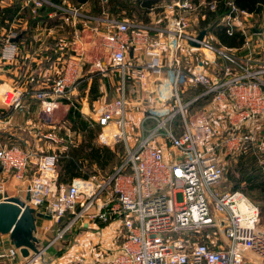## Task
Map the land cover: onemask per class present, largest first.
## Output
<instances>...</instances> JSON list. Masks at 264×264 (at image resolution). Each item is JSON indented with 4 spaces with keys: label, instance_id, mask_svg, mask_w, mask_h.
Listing matches in <instances>:
<instances>
[{
    "label": "built area",
    "instance_id": "obj_1",
    "mask_svg": "<svg viewBox=\"0 0 264 264\" xmlns=\"http://www.w3.org/2000/svg\"><path fill=\"white\" fill-rule=\"evenodd\" d=\"M62 3L73 14V26L81 18L108 55L107 62L93 64L97 75H119L117 97L88 118L100 128L98 143L116 153V165L110 173L59 182L64 152L56 148L73 145L74 133L55 125L53 112L90 80L75 54L63 74L34 95L39 103L35 135L51 149L27 143L0 147V202L12 198L6 191L9 177L24 183L27 205L58 223L68 221L67 229L121 222L122 243L109 254L91 263L82 257L64 264H264L260 206L241 191L216 190L229 159L253 142L256 123H264V68H252L250 41L257 32L264 46V24L260 30L243 27L238 17L251 15L232 6L215 29L195 30L192 22L205 21L206 10L214 11L216 4L171 0L159 4L158 16L167 23L151 36L143 23L114 18L93 23L81 7ZM46 4L55 8L51 17L63 9L50 0L26 1L34 15ZM21 22L0 30V66L16 59L13 41ZM217 29L249 38L244 64L237 50L212 44ZM202 31L206 35L198 41ZM2 110L25 111L16 86L0 89V123ZM9 239L0 235V264H37L45 251L23 257Z\"/></svg>",
    "mask_w": 264,
    "mask_h": 264
},
{
    "label": "crops",
    "instance_id": "obj_2",
    "mask_svg": "<svg viewBox=\"0 0 264 264\" xmlns=\"http://www.w3.org/2000/svg\"><path fill=\"white\" fill-rule=\"evenodd\" d=\"M26 1L27 0H0V9L8 6L13 8L16 4L21 2L20 12L13 17L11 23L13 24L16 19L18 20L21 18L22 22L17 25V28L19 30L22 29L29 31L27 32V37H23L22 33L20 34L18 32V39L13 41L17 46L16 59L10 64L0 66V89L5 86H16L22 92V103L25 106V111L22 113L13 110H2L3 123H0V147H8L11 145L25 147L27 143L34 148L41 146L42 150H49L51 149V146L47 145L46 142L40 143L35 135L37 133L36 129L39 126V103L34 95L35 92L48 86L63 74L66 65V52L64 47H66L65 39L68 37V33H70L69 36L76 41L74 48H76V54L81 56L83 60L82 72L86 73V76L90 77V80H87L88 82L84 83L80 88L72 90L70 93V99L65 100H71L77 104L80 115L87 121L88 118L92 119L95 117L94 114L99 108V101L104 97L102 96L104 93V87L102 86L103 81L105 82L109 78L102 77L99 74L97 75V71L93 67V64L100 61L99 55H101L103 59H106L105 62L109 59L107 53L99 43L92 44V41L91 44H88L90 43L88 42L90 41V38L96 40V37L92 30L83 27L81 18L78 19V25L73 26L71 23L73 21V14L65 9L66 6L63 5V3L60 4L63 9H61V12L57 13L56 16H50V13L54 12L53 10L49 12L44 19L37 20L35 18L37 15L32 13V19L30 21L29 18H27V15H22V11L27 8ZM159 2L168 3L166 0H160ZM91 7L92 4L89 3L81 7V10L83 11L82 15L92 18L91 20L93 23H96L97 20L109 18V16L106 15L94 16L90 13ZM157 17L160 16L154 12L149 15L150 21L156 20ZM250 17H253L254 19L253 15ZM256 21L263 25L264 14L258 15ZM241 36L244 35L241 34ZM244 38L245 42L249 39H246L245 36ZM52 41L55 43L51 44ZM250 41L253 59L251 61L252 68L262 69L264 68V46L260 41V36L259 38L253 36ZM222 46L230 48L225 45ZM231 49L237 50L236 55L240 58V62L244 64L245 59L249 56V51L246 50L245 43L239 48L233 47ZM138 54L139 51H136L135 57L139 56L141 58V54ZM94 86H97V88H94ZM70 108V103L63 100V103L54 110L53 120L56 122L55 125L64 124L70 128L71 132L74 133V144L79 145L83 140L82 135L73 130L68 122H66ZM252 132V148H254L258 154H264V123H256L255 129L252 130ZM70 146L72 145L66 142L64 145L57 147L56 149L61 150L64 152L63 154H66L69 152ZM260 159V163H264V159ZM114 160L106 169L98 171L101 173H110L116 165ZM0 175L2 174L0 173ZM238 175L239 173H237V176ZM241 186L247 189L245 183L242 182ZM24 188V183L18 182L9 177L6 179V191L9 196L24 199ZM247 192L248 196H252L250 195L251 191Z\"/></svg>",
    "mask_w": 264,
    "mask_h": 264
},
{
    "label": "trees",
    "instance_id": "obj_3",
    "mask_svg": "<svg viewBox=\"0 0 264 264\" xmlns=\"http://www.w3.org/2000/svg\"><path fill=\"white\" fill-rule=\"evenodd\" d=\"M64 0H50L52 4L60 5ZM70 6L77 8L83 7L91 3V11L94 16H103L107 14L110 18L128 19L138 23L149 24L151 21L149 15L154 12L156 14L162 12V7L159 6L160 0H66ZM170 2L171 0H166ZM209 3H215L216 9L211 11L206 10L207 19L200 23L202 29H213L217 26L218 19L229 13L231 7H235L238 11L246 12L254 16L256 20L258 15L264 14V0H206ZM21 3V2H20ZM18 3V4H20ZM16 4L15 7H4L0 9V30L8 29L13 17L20 12L21 4ZM158 5V6H156ZM33 6L23 10L22 15H27L31 21ZM55 10L51 5H45L38 9L37 20L44 17L51 11ZM257 28L260 30L261 24L257 23ZM18 32L23 37H27L26 30L18 29ZM216 36L222 45L227 47H241L245 43L244 36L237 32L232 36L228 35L225 30L217 29ZM255 31L252 30V33ZM255 38H259L257 33L253 34ZM1 44V41H0ZM97 88V86H94ZM95 90V89H94ZM92 90V91H94ZM70 103L71 108L66 118V122L77 133L82 135V142L77 145L73 144L69 147V152L62 154L58 159L59 182L62 184H71L73 180L78 178L88 179L90 176L99 173L106 169L115 159V152L111 148H107L97 143V137L100 133L98 126H92L79 113V107L71 100H64ZM179 124V121H177ZM260 158L264 159V154H258L252 148L251 142H248L245 148L236 156L229 159L227 171L229 178L235 181V190L243 192L248 196L247 191L252 193L264 192V163H260ZM116 162V160H114ZM99 170V171H98ZM233 171V172H231ZM237 173L239 175L237 176ZM246 184V188L241 186V183ZM252 201L258 203L261 208V213H264V200L255 201L253 196H248ZM40 220V219H39Z\"/></svg>",
    "mask_w": 264,
    "mask_h": 264
},
{
    "label": "rangeland",
    "instance_id": "obj_4",
    "mask_svg": "<svg viewBox=\"0 0 264 264\" xmlns=\"http://www.w3.org/2000/svg\"><path fill=\"white\" fill-rule=\"evenodd\" d=\"M71 9H76V7L71 6ZM79 12L83 13L82 10H80ZM105 15L107 16V14ZM238 20H240L239 23L247 29L252 28L254 25H257V23H259L255 19H253V17L245 18L244 16H240L238 17ZM166 23L167 21L162 16H160L157 17L156 20H153L149 24H147L146 28L151 36H156V29L160 30L165 28ZM200 23V21L192 22L193 29L204 30L201 28ZM99 28L100 30H103V26L101 24H99ZM130 29L131 31H136L135 27H131ZM213 29H215V26L213 27ZM69 34L70 33H68V37H66L65 39L66 47H64L66 52V60L75 56L77 52L76 48H74L76 41L74 38L70 37ZM211 36L212 44L215 47H218L220 45V42L218 41L219 39L217 38L215 31L212 33ZM88 42H90L88 44H91V42L92 44L99 43L97 40L91 38ZM54 43V41L51 42V44ZM99 56V60L101 62L106 61V59H103L101 55ZM118 81L119 75L116 71H114L105 82L103 81L102 86L104 87V93L102 92V90L101 92L103 93L102 96L104 97L102 100L99 101V107H102L107 102L117 97ZM116 158L117 157L115 155V159ZM227 168L225 169L223 179L221 180L220 184L216 187V190L219 193L231 192L235 190V181L231 182L229 178L230 173L229 171H227ZM250 195L253 196V199L255 201H258L259 199L264 200V192L260 194L251 192ZM68 224V221L58 223L50 218H41L40 220L38 219L37 232L34 233L37 242L34 246L38 249V252L40 250L45 251L37 259V264H64L76 261L82 257H85L86 261L91 263L101 255L109 254L113 249H115L122 243V237L120 233L121 222H114L111 225L93 224L88 225V227L86 228H81L79 224H76L71 228L67 229ZM64 228L66 230H64ZM11 241L12 240L9 239V242Z\"/></svg>",
    "mask_w": 264,
    "mask_h": 264
},
{
    "label": "water",
    "instance_id": "obj_5",
    "mask_svg": "<svg viewBox=\"0 0 264 264\" xmlns=\"http://www.w3.org/2000/svg\"><path fill=\"white\" fill-rule=\"evenodd\" d=\"M205 35L206 31L200 32L197 40L202 41ZM192 45L200 46L198 42ZM26 200H29V196ZM41 218L49 219V216L36 212L21 198H9L0 202V235H9L11 243L20 249L22 256L28 257L30 251L38 252L34 246L37 242L34 233L37 232V221Z\"/></svg>",
    "mask_w": 264,
    "mask_h": 264
},
{
    "label": "flooded vegetation",
    "instance_id": "obj_6",
    "mask_svg": "<svg viewBox=\"0 0 264 264\" xmlns=\"http://www.w3.org/2000/svg\"><path fill=\"white\" fill-rule=\"evenodd\" d=\"M36 244V243H35Z\"/></svg>",
    "mask_w": 264,
    "mask_h": 264
}]
</instances>
